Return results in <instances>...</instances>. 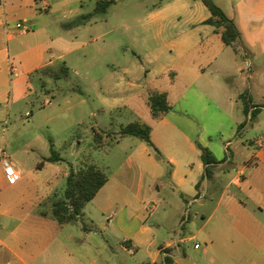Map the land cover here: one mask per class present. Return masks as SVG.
<instances>
[{"label": "rangeland", "instance_id": "rangeland-1", "mask_svg": "<svg viewBox=\"0 0 264 264\" xmlns=\"http://www.w3.org/2000/svg\"><path fill=\"white\" fill-rule=\"evenodd\" d=\"M46 1L51 6L42 12L45 24L55 38L70 41L65 57L56 59L55 69L61 74L59 70L65 61L70 70L66 77L58 79L50 73L32 75L31 93L12 104L9 118L6 115L0 122V149L4 147L13 159L17 176L19 169L23 170V177L8 191L11 198L20 199L26 194L23 189L38 184L41 193H50L44 204L48 210L54 199L63 196L66 174L71 168L95 164L109 176L120 172L130 156L145 147L146 156L162 169L157 180L147 178L153 200L149 207L156 208L151 222L167 217L163 223L169 238H174L182 228L192 234L199 229L205 232L218 229L221 224L225 228L221 217L228 214L226 202L232 196L247 205L239 214L264 218L254 199L231 183L234 168L244 166L258 152L257 143H264V112L259 119L249 121L239 136L238 123L215 110L205 91L187 88L181 77L182 82L177 83L171 94L172 110L165 115L172 124L160 123L149 114L147 90L169 87L170 80L176 78L170 73L181 75L203 53L204 46L195 45L204 36L202 26H193L209 15L202 0H116L106 12L98 13L95 9L101 0ZM88 14L93 15L82 22L81 16ZM207 71L210 73V69ZM128 80L141 88L122 91ZM236 113L244 118L242 110ZM134 121L154 127L155 136L166 143L165 153L155 145L159 156L140 138L120 136L121 128ZM177 127L197 142L207 143L206 147L220 162L230 157L225 145L227 141L232 143L230 150L234 156L230 164H218L215 177H206L201 185V194L206 198L183 197L170 181L171 165L166 155L180 159L179 175L186 178L189 193L195 191L189 171L200 160L198 149L192 154L186 143L169 140V136L179 135ZM50 140L63 160L36 171L35 165L51 154ZM29 170L36 173L30 174ZM9 183L1 181L3 186ZM88 209L101 215L91 204ZM201 214H205V219ZM188 218L190 221L184 224L183 219ZM186 247L192 250L194 242Z\"/></svg>", "mask_w": 264, "mask_h": 264}, {"label": "crops", "instance_id": "crops-1", "mask_svg": "<svg viewBox=\"0 0 264 264\" xmlns=\"http://www.w3.org/2000/svg\"><path fill=\"white\" fill-rule=\"evenodd\" d=\"M40 1L0 0V122L6 115L9 118L12 104L31 93L32 75L46 67L55 68L56 59H63L67 53L65 49L70 41L65 37L55 38L43 19L42 12L48 10L51 3L42 0L40 5ZM214 1L235 21L241 33L240 41L233 46L225 45L215 27L204 23L211 16L208 10L209 15L193 25L202 26L204 36L196 40L195 45L204 46L203 53L197 55L181 75L171 72L176 78L173 82L170 80L169 87L157 91H166L172 104L171 94L182 77L187 88L198 87L205 91L215 110L228 115L239 126L245 122L243 127H238L240 136L248 122L259 119L264 112V0ZM18 23L23 26L18 27ZM212 46L216 50L211 49ZM12 65L17 67L15 74ZM127 85L122 91L141 88L129 80ZM149 92L153 90L148 89ZM245 93L250 100L247 115L241 98ZM236 110H242L244 118ZM252 111L255 116L251 119ZM166 118L159 119L160 123L172 124ZM151 127L153 143L165 153L166 143L155 136ZM177 128L179 135L169 136V140L186 143L195 154L197 140ZM226 143L230 157L219 163L223 166L230 164L234 156L230 150L232 143ZM257 148L258 152L244 166L234 168L231 183L244 189L264 216V143H257ZM165 159L171 165L170 181L183 197L206 198L201 194L205 180L197 186L205 172L201 153L200 160L189 171L195 181L192 193L186 190V178L179 175L180 159L174 155H166ZM55 163L58 162H47L41 168L37 164L34 169L41 171ZM87 165L90 163H84L83 167ZM31 170L28 173H36ZM161 170L146 156L143 147L130 156L129 163L120 172L108 176L106 184L84 208L82 219L60 224L52 216L51 206L48 210L44 208L50 193H41L38 184L23 189L26 194L20 199L10 197L8 191L23 177V170L19 169V176L8 177L0 162V264H153L161 262L166 254L173 258V264H264V218L239 214L247 205L243 200L237 201L235 196L229 197L228 214L221 217L225 228L221 224L218 229L208 232L199 229L193 234L182 228L174 238L165 235L163 221L167 217L151 222L156 208L149 207L153 200L147 185V178L152 176L157 180ZM214 177L213 170L211 178ZM6 180L10 183L3 186L1 181ZM90 204L101 215L88 209ZM221 204L222 201L215 211ZM201 217L206 216L201 214ZM187 221L190 218L183 219L184 224ZM191 225L195 226L193 222ZM189 242H194L192 250L186 247Z\"/></svg>", "mask_w": 264, "mask_h": 264}, {"label": "trees", "instance_id": "trees-1", "mask_svg": "<svg viewBox=\"0 0 264 264\" xmlns=\"http://www.w3.org/2000/svg\"><path fill=\"white\" fill-rule=\"evenodd\" d=\"M116 2V0H101L95 9V12H106L107 9ZM204 5L210 11L211 16L204 21L205 24L212 25L215 27L216 32L221 34L222 41L227 46H233L234 43L240 41L241 33L238 29L235 21L230 18L225 11L218 6L214 0H202ZM93 14L82 15V22L89 19ZM81 22V21H79ZM78 24V23H75ZM69 68L65 63L61 66L59 72L54 67H46L38 73H50V76L55 79L66 77L69 73ZM32 80V77H31ZM243 99L244 112L247 115L249 112V102L247 98V93L241 96ZM148 107L150 109L151 117L154 120H159L164 117L170 110L172 106L168 101V94L166 91H153L149 94L147 100ZM255 116V111H252L251 119ZM245 122L242 123L239 128L243 127ZM152 127L144 122L134 121L125 126H123L119 132L121 137L124 136H134L140 138L146 142L149 146L153 147L159 156H161L160 151L155 146L151 138ZM97 137H100L99 132L96 133ZM196 145L201 153V160L205 166V172L197 183H199L207 178H211L214 168L220 163L213 154V152L208 148L196 142ZM50 151L51 154L48 157H44L41 162L38 163L37 167L41 168L47 162H60L63 158L54 149L53 140H50ZM108 175L104 170L96 166L95 164H90L85 167H81L77 170L71 168L67 175L66 186L62 197H57L51 203V214L60 224L69 223L82 219L84 214V208L86 205L94 199L100 189L108 181ZM46 215L45 212L42 213ZM84 229H87L83 225ZM173 258L166 254L161 262L153 264H173Z\"/></svg>", "mask_w": 264, "mask_h": 264}, {"label": "built area", "instance_id": "built-area-1", "mask_svg": "<svg viewBox=\"0 0 264 264\" xmlns=\"http://www.w3.org/2000/svg\"><path fill=\"white\" fill-rule=\"evenodd\" d=\"M17 26L22 27L23 25L21 23H18ZM17 72V67L12 65V73L15 74ZM0 162L2 163L4 172L8 177L12 178L16 175L13 160L10 155L6 152L4 147L0 149Z\"/></svg>", "mask_w": 264, "mask_h": 264}]
</instances>
